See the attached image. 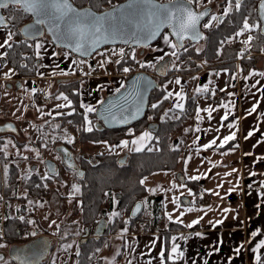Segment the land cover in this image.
<instances>
[{
	"label": "trees",
	"instance_id": "trees-1",
	"mask_svg": "<svg viewBox=\"0 0 264 264\" xmlns=\"http://www.w3.org/2000/svg\"><path fill=\"white\" fill-rule=\"evenodd\" d=\"M122 1L124 0H71L78 8L88 7L95 12H102ZM158 1L160 2L163 0ZM226 1L227 0H223L221 3L223 4ZM227 2H229V0ZM231 3L232 9L229 15H221L222 21L219 24L214 22L212 26L207 29L203 28V26L200 27L199 30L204 39L199 41H186L188 51L183 52L181 50L180 65L177 68H169L167 76L163 77V79L155 77L160 87L151 91L148 107L143 118L128 127L110 130L94 127L92 132L82 131L84 110L80 107V104L84 92L82 90L83 83L81 82H84V80L80 78H68L70 76H76L78 73L77 70H72L70 72L66 71V73H70L69 75L62 76L57 74L54 77V83L56 84V88H54L55 93L53 92L54 95L62 93L68 96L72 101V106L68 109H75V112L69 116L66 115L68 112L63 110L59 112L64 113L62 115L56 114L52 117L46 116L41 119L42 122L39 123L38 128H41V130L50 129L59 132L68 124L69 120L72 121L70 125L71 128H76V140L80 145L74 158L78 167L84 171V178L79 180L74 175L80 187L79 194L76 196L80 202L77 210L78 221L61 223V225L58 226L54 233L55 238H58V242L55 243V241H53L54 244L50 257L58 250L57 246L60 243L65 240H74L77 238L76 253L79 251L80 254L77 256L75 253V264H102L99 252L103 246H109L107 236H114L122 233L125 228L129 231L133 229L134 219L128 217L134 203L141 202L143 205L142 211H147L155 222L158 220L162 203L145 191L146 188L144 185L140 184V180H142L144 176H148L154 172L173 171L178 167L183 151L178 150V148L173 145V136L180 133L185 128L187 122L193 119L197 105L195 96H189L187 94L184 102L185 111L183 114H181L180 111L176 112L172 109L170 106L171 98L163 100V96L167 94L163 86L165 79L173 73H178L192 77L189 78L191 80L190 83L194 84L195 77L193 75L202 69V67L201 64L197 62H190L189 66L182 64L183 59L188 56L193 57L194 60L199 62L201 61L205 69H226L230 74L234 70V62L240 57L246 58L250 53H258L260 50L264 49V37L259 33L260 23L256 14L258 0H242L239 12L235 10V0H231ZM194 5L195 4H193V6ZM1 11L8 21V27L4 30L16 33L10 42L12 48L9 49L6 47L4 50V53L7 52V55L4 56V60L6 61L5 64L14 71L13 77L19 79L23 83L24 80L30 79V77H36L38 66L36 61L37 56L35 55V50H33V43L35 40H27L21 33L22 27L30 22L31 16L23 11L14 10L11 13L14 18L8 19L10 16L9 11L3 9ZM213 13L214 12H212V14ZM245 17L248 18L250 24L259 25V27H256L255 30L252 31L253 39L250 41V48L242 51L241 43L237 39L235 33L243 26V19ZM37 39L51 42L50 38L46 35L38 37ZM29 45L32 46L29 47ZM198 45L200 48L197 47ZM197 49H200V51H197ZM136 58L133 60L129 56L122 60L121 64L113 65L112 63H108L107 68L110 71L109 73L111 75L115 74L114 76H122L123 80L121 83H124V81L133 74V65L137 61ZM242 64H248L253 68L255 67V58L248 57L243 59ZM21 65H26V67H22ZM123 67H130L131 71L125 74L122 71ZM142 70L154 73V68L151 67H144ZM120 85H117L116 88H120ZM115 89L103 95L101 92V97L98 100L101 101L105 96L114 93ZM98 100L94 106L95 108H97L99 104ZM159 101H163V103L158 108L152 109L151 105ZM169 109H172V111H168L167 116H165V112ZM177 115H179V119L174 118ZM88 116L89 120L95 125L97 120L94 112L89 113ZM149 117L152 118L149 119ZM161 117H164V119L162 120ZM57 124L60 125L59 128L54 127V125ZM149 124H156L157 126L156 130L152 132L154 138L146 146V149L148 147L153 149L150 152L146 149L139 153L128 152L126 153L127 156L125 159V153L93 154L89 152H94L102 142L118 144L122 139H130V137L146 130ZM129 129L132 130V135H129ZM7 141V138L0 136V149H2L0 150V204H5L6 207L9 201L16 200L17 208L13 216L9 215L5 210L6 208L4 209L5 211H3V221L1 222L0 228V244L6 245V247L12 244L26 242L30 238H33L31 236L26 239L21 238L20 232L23 228H28L30 233L36 232V235H50L45 229H39L37 219L34 217V211L38 209L37 207H39V205L44 204L48 196H51L54 192L51 188V178L44 179L35 174L27 178L22 176L19 165L16 163L17 159L8 156V153L7 156H5L6 151L4 148L7 145ZM40 141L42 140L38 136L35 142L41 144L42 142ZM63 144L73 151L71 146L67 143ZM5 164L8 166L7 178L4 173ZM185 184L188 186V189H191L193 192L195 198L194 202L201 203L198 189L201 187V183L196 180H191L186 181ZM113 197L115 198V203ZM29 201H32V203L30 204ZM107 202H109V210L115 208L121 215L113 218L111 222L108 220V227L106 231H104L106 233L100 238L95 239L88 237L84 242H80L79 238L83 234L82 232H84V229H91L92 218H101L104 216V204ZM21 216L25 219L20 220L19 217ZM5 217H7V219H5ZM30 217H32V219ZM107 218V215H105V219ZM30 219L34 221V223L29 224L26 222ZM125 221H127V223H125ZM146 227L147 226L144 225V229ZM161 230L164 233H169L171 231L185 230V227L180 224L166 221ZM259 256L260 264H264V249L260 251ZM50 257L46 260L47 262L43 264H55L49 261ZM6 261L8 264H12L9 258H7ZM179 262L180 261H177L176 264ZM168 264H171V262H168Z\"/></svg>",
	"mask_w": 264,
	"mask_h": 264
},
{
	"label": "crops",
	"instance_id": "crops-1",
	"mask_svg": "<svg viewBox=\"0 0 264 264\" xmlns=\"http://www.w3.org/2000/svg\"><path fill=\"white\" fill-rule=\"evenodd\" d=\"M206 1L208 0H200L199 9L195 8L200 11V9L207 7L205 5ZM211 1L216 5L220 3V0ZM219 14L223 15V10ZM213 15L217 16L216 13ZM211 16L212 14L203 24L208 22ZM6 38L7 31L0 29V43ZM159 44V40L153 44L154 48L163 50L155 51L158 57L163 55V52L170 53L172 51L164 43ZM5 48L0 49V54L4 53ZM148 55L150 57L155 56L151 53H148ZM5 63L4 57L0 59V83L15 79L14 75L10 78L3 76L2 70L7 65ZM233 68L234 70L230 74L226 69H218L219 72L217 73L219 75L216 73L213 79L212 90L203 93L207 100H196L195 109L197 107L201 109V119L197 120V113L195 112L193 119L187 122L185 128L173 136V145L178 150L183 151L178 167L173 171H159L143 177V179L147 178L144 184L145 191L162 203L159 217L164 220V225L166 221L170 222L165 212L170 213L173 219L184 212L185 214L180 217L184 222L180 225L184 227L201 216L204 217L203 220L194 225L193 228L185 227V230L169 233H164L161 230L162 227L157 229L156 234L150 235L142 230L141 233L135 234L133 228L130 231L122 232L123 235L119 233L114 236H107L109 246H103L99 252L102 264H105L103 258L110 249H113V251L116 249L114 256L117 264H128L129 260L132 261V264H149V261H151V264H160L159 253L161 248L166 249L167 246V250H170L171 237L174 235L179 237L181 234L190 235V238L187 241L178 240L181 250L185 253L184 259L178 264H192L193 261L196 264H204V261H207L208 264H257L256 257L264 249L262 248L255 253L252 251L255 245L264 239V195L261 194L264 193V188H261V182H264V76L260 75V73H264V61H256L255 67H250L246 71L240 70L241 68L238 66ZM204 71L206 70L200 69L193 75L195 82L194 84L191 83L192 89L197 86L196 82L198 80L196 77ZM182 76L192 78L189 75L173 73L165 79L163 86L168 84L170 91L174 93L180 91L183 88L182 85H177L174 81L177 77L181 81ZM183 93L185 98L187 94L190 95L188 88L183 89ZM216 94L220 98L213 100L212 98ZM181 102L184 104L185 99ZM175 103H177V100L173 96L170 106L176 112L180 111L178 108H174ZM221 105H227V107ZM254 105L256 111L249 115L248 113ZM204 108L214 109L211 113V119L208 118V113L202 110ZM7 110L8 108H6ZM1 112L2 107L0 108V116L2 115ZM226 112H228V118L222 120ZM5 121L13 122L16 128L18 126L13 120L0 117V123ZM229 124H233L234 127L229 128ZM197 127L200 131H196ZM217 129L219 131H216ZM250 131L253 135L245 139ZM233 132L236 133L235 139L223 146L226 151H223L222 155L216 154V152L215 156L212 154L213 161L211 162L216 166L209 167L204 162L208 159V156L206 157L205 153L200 151L207 150L203 148V145L215 139L216 144L209 149L219 148L218 145L223 137L231 135ZM6 135L0 134V136ZM198 137L199 139H197ZM194 141L195 143H193ZM184 144L189 145L191 149L184 147ZM125 158L126 156H124ZM231 159H235L231 162L237 170L234 173L236 175L235 180L232 176L227 178L225 175L232 171L229 161ZM185 160L188 161L187 164H185ZM213 170L214 173L212 174ZM251 173H255V175H251ZM191 176H200V179H204V183L200 179L196 181L201 183L200 186L204 190L211 193L210 202L207 204L201 203V206L196 208L199 210L195 215H191L184 208H177L171 203L174 196L181 197L180 194L182 193L188 194L190 189H188L185 182L191 181L189 179ZM173 184H176L177 187L172 188ZM181 184H184V188L187 190L180 188L179 185ZM249 185H252V187L249 188ZM230 188H234V200L230 196L232 192H229ZM148 189H157V191L149 192ZM213 193H219V195ZM188 201L189 199H184V202L188 203ZM224 209L229 211L224 212ZM104 214H107L106 209ZM216 220H222L223 223L215 227L209 224V221L215 222ZM253 231H257L255 237L251 235ZM195 232L202 233V236H195ZM217 248H219V251H215ZM238 248L241 249L239 253L236 252Z\"/></svg>",
	"mask_w": 264,
	"mask_h": 264
},
{
	"label": "snow or ice",
	"instance_id": "snow-or-ice-1",
	"mask_svg": "<svg viewBox=\"0 0 264 264\" xmlns=\"http://www.w3.org/2000/svg\"><path fill=\"white\" fill-rule=\"evenodd\" d=\"M211 3V0H208ZM200 0H168L167 4L157 3L156 0H129V3L125 6H121L120 8H113L110 12H105L101 14H97L96 12L90 9H77L75 8L70 0H0V9L8 10L10 16L8 19H13L14 17L11 13L14 10L23 11L24 13H30L35 17L34 25L28 26L23 33L27 40H35V55L37 58L41 57V49L44 48V44L37 40V37H43L45 35L44 29H47L48 34L52 37V42L57 46L63 49H66L63 52V56L68 58L72 53L78 54L80 57H88L92 56L93 54L103 56L104 59L98 61V67H104L105 64L108 63H115L121 64V61L127 57H131V59L135 60L136 58V51L133 48L130 53H126L124 48L112 49L111 55L118 56L119 58L115 61H112L108 56L105 55L103 52H99V48L102 44H114L116 43L117 39H120L122 43L129 44V39H124V36L127 35L131 40H134L137 45L149 48L150 42L155 40L158 36H161L162 30L167 28L169 31L163 33L162 40L164 45L168 48L172 49L169 52H163V55H160L156 58V62H140V67H151L157 68L159 63L165 59L166 56H171L175 58L172 61V67L177 68L176 61L181 59V50L183 52L188 51V47H186V41H199L204 39L203 35L199 31V25L204 17L208 16L209 13L205 7L204 11L197 12L193 10V4H199ZM242 0H235V10L237 12L241 9ZM232 9L231 0L228 2V6L223 10V16H228ZM260 18L264 20V0H261L260 4ZM213 21L219 24L222 21V17H218L216 15H212L208 22L204 23L202 26L203 28L207 29L210 28L213 24ZM39 26V27H37ZM8 25L6 23V19L3 15H0V29L7 28ZM259 27V25H252L249 23L248 18L245 17L243 19V26L240 31L236 32V36L242 35L244 32L251 31L253 28ZM262 33H264V29H261ZM16 35V33L12 31H8L7 38L0 43V49L2 48H12V37ZM170 37H174L175 39H171ZM253 37L249 36L248 40L244 41L245 44H248ZM32 45H29L31 47ZM151 51H163L162 49L152 48ZM200 51V49H197ZM7 55V52L0 54V59H3L4 56ZM61 53L53 51L52 56L58 57ZM73 64L82 65L85 64L86 61L83 59L72 60ZM22 67H26V65H21ZM57 67H59L57 65ZM123 73L127 74L131 71L130 67H123ZM168 71L167 65H164L162 68H159V72L161 75H165ZM9 72H12L10 69ZM58 75H69L70 73H66L64 71H59L56 73ZM92 71H88L83 73V75H91ZM219 75V73H217ZM261 76H264V73H260ZM5 78H10L9 73H5ZM83 83V82H81ZM171 83V82H170ZM175 84L180 85L181 81L180 78L177 77L174 81ZM124 87V84L121 83L120 88ZM155 87V85L148 80H145L143 77H137L136 81H134L133 88L134 93L137 95L141 103L135 107L134 111H128L124 106L120 107L119 117L115 113L111 111V107L106 109L109 115L100 114L99 118L104 120V122L111 123V122H118L127 124L131 120H135L138 118L139 114L142 111V101L147 93V91L151 88ZM120 88H116V92H120ZM141 88L143 89L141 91ZM164 90L167 92L166 95L163 96V100H168L173 96L176 97L177 103L174 104V108H178L180 113L183 114L185 111L184 104L181 102L185 99L183 88L180 91L172 92L167 91V85L164 86ZM208 91V87L205 85L203 88L197 87L195 92L197 94H203ZM32 92L35 93L36 89L33 88ZM231 95V93H230ZM56 99H63L65 103L57 105V108H71L72 101L69 99L68 96L61 94L57 96ZM99 103H103V101H99ZM163 101H159L158 103H153L151 105L152 109L158 108ZM222 107H227V105H221ZM80 107L83 108V126L82 131L84 132H92L95 125L89 120V113L96 112L97 109L88 104H80ZM114 107V106H113ZM204 112L208 113V118L211 119V113L214 109L211 108H204L202 109ZM39 111V109H38ZM172 111L169 109L165 112V116H167V112ZM256 111V106L254 105L252 109L249 111V115L252 112ZM75 112V109L66 113V115L71 116ZM200 112L201 109L197 107V120H200ZM64 113H57V115H62ZM152 117H149L151 119ZM171 118V117H170ZM175 119H179V115L174 117ZM228 118V112L225 113V116L222 117V120H226ZM163 120L164 117H161ZM69 124H72V121H68ZM11 126H9L10 128ZM55 128H59L60 125H54ZM229 128L234 127L233 124L228 125ZM14 130V129H13ZM196 131H200L199 127L196 128ZM216 131H219L217 129ZM129 135H132V130L129 129ZM253 133L250 131L248 132L245 139L251 137ZM236 133H232L231 135L224 136L223 140L220 142L218 147H223L229 141L234 140ZM65 138L66 142L69 144L74 143V140L71 136H67V132L65 130ZM154 137L151 132L144 131L140 134L139 137L133 138L131 141L122 140L119 145H112L110 148L114 150L116 147H123L128 148L130 152H142L146 149L145 141H150ZM199 139V137L197 138ZM11 143V141H9ZM99 143V142H98ZM107 143V142H102ZM195 143V141L193 142ZM132 147H129V145ZM216 144V140L213 139L208 144L203 145L204 149H209L213 145ZM2 150V149H0ZM147 151H152L153 149L148 147ZM159 150V149H157ZM175 150V149H173ZM64 153L63 162L67 165V167L73 170L77 175L83 176V173L76 171L75 164L72 162V157L69 152L66 150H62ZM199 151V150H198ZM248 155V154H246ZM5 156H7V152H5ZM187 160H185V164H187ZM216 165L214 164L213 167ZM237 171L236 169H232V172ZM4 173L5 177L7 178L8 174V166L4 165ZM51 175H55V169L49 168V171L45 173L44 179L50 178ZM225 175H231V173H226ZM251 175H255V173H251ZM200 176H191L189 179L191 180H199ZM146 177L140 180V184L144 185L146 181ZM177 185L173 184L172 188H176ZM180 188H184L185 185H179ZM249 188L252 185L248 186ZM261 188H264V182H261ZM79 186L73 184L72 185V193L79 192ZM234 188H230L229 192L233 191ZM149 192H155L157 189H148ZM215 195H219V193H213ZM264 195V193H261ZM71 195V194H70ZM107 195V194H106ZM183 195V193L181 194ZM188 195L191 196V190H188ZM113 201L115 203V198L113 197ZM31 204L32 201H29ZM177 208L180 207V197L174 196L172 201ZM259 207V205H257ZM141 210V204H137L133 210V215ZM199 209L189 208L187 209L188 212L191 211H198ZM224 212H228V209H224ZM185 213L181 212L179 216L173 219V216L170 213L165 212V215L168 217L170 222L176 224H183L182 217ZM121 213L119 211L113 210L109 215V222L112 221L113 218L119 217ZM203 216L199 217L196 220L191 221L190 223L186 224L185 227L193 228L194 225L199 224L203 220ZM7 219V217H5ZM20 220H24L23 216L19 217ZM29 224L34 223L32 220L26 221ZM52 223H55L54 221ZM127 223V221H125ZM222 220H216L215 222L209 221L213 227L216 225L222 224ZM51 226V225H50ZM123 231H127L125 228ZM259 231V230H257ZM257 231H253L251 235L255 237L257 235ZM78 234V233H77ZM31 235L35 236L36 232H32ZM123 235V233H121ZM195 236L200 237L202 233L195 232ZM190 238V235L181 234L179 237L172 236L171 237V248L167 250L161 248L159 253V260L160 264H176L177 261H181L184 259L185 253L181 250V245L178 243V240H185L187 241ZM72 244L66 245V249L72 248ZM154 246V245H153ZM0 247H4L3 244H0ZM264 248V239L260 240L259 243L255 245L252 251L258 252ZM134 251V249H132ZM215 251H219V248L215 249ZM241 249H236V252L239 253ZM77 256H79V251H77ZM211 255V253H209ZM14 259L20 260V264H25L24 260L21 257L17 256ZM231 259V258H229ZM257 264H260V256L256 257ZM0 262L2 264H7V261L4 260V257L0 256ZM128 264H132V261L129 260ZM151 264V261H149ZM192 264H196L195 261ZM204 264H208L207 261H204Z\"/></svg>",
	"mask_w": 264,
	"mask_h": 264
},
{
	"label": "rangeland",
	"instance_id": "rangeland-1",
	"mask_svg": "<svg viewBox=\"0 0 264 264\" xmlns=\"http://www.w3.org/2000/svg\"><path fill=\"white\" fill-rule=\"evenodd\" d=\"M163 1H168V0H163ZM228 1V0H227ZM224 2L223 0H220L219 4L209 3L208 1L205 2V5L207 7H212L214 13L217 15H220L219 13L224 10L225 7L228 6V2ZM200 4V3H199ZM199 4H195L194 7L199 9ZM219 7H221L219 9ZM222 9V10H221ZM215 21H213L214 23ZM242 28V27H241ZM241 28L238 30L240 31ZM255 30L253 28L251 31L244 32L242 35L237 36V39L241 43V50H248L250 48V41L248 44H245L244 41L248 40V37H252V31ZM237 31V32H238ZM167 32V31H165ZM164 32V33H165ZM8 34V31H7ZM163 35V34H162ZM41 43L44 44V48L41 49V57L42 58H36L37 60V71H36V77L24 80L22 83L21 88L15 89V90H9V88L6 87V83H10L15 81L16 79L13 80H5L4 82L0 83V108L2 107V112H1V118L6 119H11L13 120L18 126L16 129L17 132L16 134H7L6 136H3L7 138V145L5 146L4 150L8 153V156L14 157L17 159V164L19 165V168L21 170V174L24 178H27L33 174L37 175L38 177L43 178L45 176L46 170L44 168V158L43 156H47L49 153L50 158L52 159H57L56 153L53 151L52 146L55 144H59V142H53L52 144H47L44 139V134L46 131H52L50 129H45L41 130V128H38L39 123L42 122L41 119H43L46 116L52 117L55 116L57 113L60 111H67L70 112L68 108H57V105L65 103L63 99H56L57 96H60L61 94H56L54 95V91L56 88V84L54 83V77L57 75L59 71H72V70H77V75L76 76H70L68 78H81L84 80L83 85H82V90L83 96L81 103L83 104H88L95 106L97 103V100L101 97V92L102 95L104 93L112 92L117 85H120L121 81L123 80V77L121 76H114L111 75L107 68V64L104 65V67H98V61L104 59L103 56L93 54L90 58L88 59H83L86 61L85 64L82 65H76L72 63V58L71 55L68 58H65L63 56V52L65 49L63 48H58L57 46L53 45L50 41H44L43 39H37ZM36 41L33 43V47L35 46ZM159 43L162 44V36L159 39ZM159 44V45H160ZM152 47H149L147 49L143 50V54L139 55L137 50H141L139 48L135 49L136 53V63L133 65V73L143 71L142 68L140 67V62L148 63L156 62V58L158 57L155 53V51H151V48H154V45H151ZM200 48V46H197ZM123 48L122 46H111V47H106L99 52L105 53L107 50L111 51L112 49H119ZM35 50V47L34 49ZM56 51L61 53L60 56L54 57L52 56V52ZM145 53H151L154 54L155 56L152 55L149 59L145 57ZM248 57H253L255 58L256 61H264V49L260 50L258 53H250L247 55ZM117 57V56H116ZM170 57V69H175L172 67V61L175 59L171 56ZM247 57V58H248ZM82 58L77 57V60H80ZM243 60L246 58H239V60ZM241 60V62H242ZM195 62L200 63L202 69L206 70L203 73H201L199 76H197V87L203 88L205 85L208 87V91L212 90L213 86V79L215 78V75L218 70L215 69H205V66L203 63L200 61L195 60ZM113 64V63H112ZM177 66H179V61H176ZM182 64L187 65L182 61ZM242 64V63H241ZM57 65L59 67H57ZM114 65V64H113ZM234 65L237 66V64L234 62ZM240 65V63H239ZM137 66V68H136ZM96 68L99 70L96 72ZM136 68V70H135ZM11 68L6 65L4 70H2L3 76H5V73H9V76L14 75V71L9 72ZM92 71V74L89 75H83V73H86L88 71ZM241 70V69H240ZM145 72V71H143ZM150 73V72H147ZM154 74V73H150ZM81 76V77H80ZM125 76V75H124ZM65 77V76H64ZM70 80V79H69ZM191 80L188 77L182 76L181 77V85L183 89L185 90L186 88L189 89L190 95L195 96L196 100L202 99V100H207V97L204 94H197L195 92V89H192V84L190 83ZM179 87V86H177ZM35 88L36 92L33 93L32 89ZM167 90L170 91L169 86L167 84ZM43 91L44 96L41 99L37 98V93ZM54 92V93H53ZM36 95V96H35ZM189 95V96H190ZM211 100V99H210ZM99 101V100H98ZM8 110L6 111V108ZM39 109V111H38ZM68 109V110H67ZM70 124H66L65 127L61 132H66L70 133L71 131L76 133V128L72 127ZM144 131H149L148 129ZM144 131L130 137V139H122V140H128L131 141L135 137H139L141 133ZM56 132V131H52ZM151 132V131H149ZM153 135V133H152ZM41 138L42 142L41 144H37L35 141L38 138ZM121 140V141H122ZM11 141V143H9ZM120 141V142H121ZM151 141V140H150ZM150 141H145V145L147 146ZM35 142V143H34ZM118 144H111V143H101L98 148L93 152L89 151L90 153L93 154H121V153H128L130 152L128 148H123V147H116L114 150L110 148L112 145H119ZM17 144H23V145H17ZM184 147H187V149H191L189 145L184 144ZM70 146L73 149L74 157L75 153L78 152L80 145L77 140H75L74 143L70 144ZM129 147H132L130 144ZM232 147V145H231ZM205 153V156H208V159H206L204 162L207 163V165L213 166L214 163L211 162L212 160V154L215 156L216 154L222 155L223 151H226L224 147H219V148H214V149H207V150H200ZM43 152V153H42ZM209 152V153H208ZM123 155V154H122ZM233 158V155L231 156ZM235 160V159H234ZM233 159L229 160L230 163L234 161ZM35 166V167H34ZM31 168H34L33 170ZM223 168V167H222ZM222 168L220 169L222 171ZM231 169H235V165L231 163L230 165ZM220 171V172H221ZM214 173V170L212 171V174ZM231 175H226L227 178L229 176H232L233 180H235L236 175L234 174L235 172H229ZM210 174L211 176H213ZM52 179L51 181V188L54 190V192L51 194V196H48V199L44 204L39 205L37 207L38 209L35 210L34 217L37 219L38 222V227L39 229L43 228L48 233L53 241L55 243L58 242V238H55L54 233L56 232L58 226L61 225V223H67L70 221H78V206L80 205L79 200L76 198V196L79 193H72V185H78V181L75 180V176L72 171H68L66 169L60 168L59 167V173L57 177L50 176ZM202 183L205 182L204 179H200ZM233 184V183H232ZM233 187V185H232ZM80 189V187H79ZM187 190L186 188H184ZM191 190V189H190ZM192 192V191H191ZM71 194V195H70ZM181 195V194H180ZM230 196H232V199L234 200V191L230 193ZM184 199H189L188 203L184 202ZM195 198L192 192V195L189 196L187 193H183L180 197V208H184V210H187L189 208H194L196 209L198 206H201V203L194 202ZM16 200L14 201H9V203L6 205L5 204H0V228H1V222L3 221V211H7L10 216H13L16 212L17 204ZM105 209L107 211V223L109 220V215L113 210H116L115 208H112V210H109V202L104 204ZM6 208V209H5ZM186 208V209H185ZM5 209V210H4ZM109 210V211H108ZM117 211V210H116ZM197 211H191V215H195ZM31 220V219H30ZM55 223H52V222ZM51 225V226H50ZM38 229V228H37ZM41 235V234H39ZM22 238L26 239L29 236H32L31 233L29 232V229L27 228V232L25 234H21ZM77 238L74 240H65L62 243H60L57 247L58 250L55 251L52 256L50 257L49 261H52L55 264H75V253H76V246H77ZM72 244V248L66 249V245ZM6 245L4 247H0L2 251L6 250ZM116 248V247H115ZM6 252V251H5ZM113 249H110L108 253H106V256H104L105 264H117L115 263V256ZM8 264V262H7Z\"/></svg>",
	"mask_w": 264,
	"mask_h": 264
},
{
	"label": "water",
	"instance_id": "water-1",
	"mask_svg": "<svg viewBox=\"0 0 264 264\" xmlns=\"http://www.w3.org/2000/svg\"><path fill=\"white\" fill-rule=\"evenodd\" d=\"M70 2H71V0H70ZM156 2L162 3V4L168 3V1H160L159 2L158 0H156ZM128 3H129V0H124L120 3H118L117 5L112 6L111 8H108L102 12H96V13L101 14V13H105V12H110V11H112V9L114 7L120 8L121 6H125ZM260 4H261V0H258L257 13L256 14L258 16L259 23H260L259 33L261 36L264 37V33H262V31H261V29H264V20H261V18H260ZM72 5L77 9H90V10H92L91 8H88V7L78 8L73 3H72ZM192 7H193V10H195L197 12L205 10V8H203V9H200V11H199L193 5H192ZM206 9L210 15L211 8L206 7ZM1 10L2 9H0V15H3V12ZM92 11H94V10H92ZM27 14L31 16V20H30V22L26 23L21 29V33H22L23 37H25L23 30H25L30 25H34V20H35V17L32 14H30V13H27ZM209 15L204 17V19L201 21V24L198 26L199 29L202 26L203 22L209 17ZM218 17H222V16L218 15ZM6 23H8L7 20H6ZM37 27H39V26H37ZM165 31L168 32L169 30L167 28L163 29L161 36ZM44 32H45V35L48 36L52 42V37L50 34H48L47 29H44ZM161 36H158L155 40L151 41L150 46L152 44L156 43L160 39ZM124 39H129V44H124V43H122V41L120 39H117L116 43H114V44H111V43L110 44H102L100 46L99 50L106 48V47H111V46H123V47H129V48L144 49V47L137 45L136 42L134 40H131L127 35L124 36ZM172 39L174 40L175 38L172 37ZM55 47H56V45H55ZM58 48H61V47H58ZM72 54L75 55L76 57H79L82 59H88L91 57V56L80 57L76 53H72ZM164 65H167V67L169 69V65H170V57L169 56H166L165 59L159 63L157 68H154V70H153L154 74H150V73L143 72V71L133 73L129 78H127L124 81V83H123L124 87L120 88V92L115 91L114 93L109 94V95L105 96L103 99H101V101H103V103H99L97 108H96L97 111L94 112L96 120H97V122L95 123V127H97L98 129H108V130L124 128V127H128L131 124L142 119L146 110H147V107H148L149 95H150L151 91L160 87V84L155 77H159V78L163 79V77L167 76L168 71L166 72L165 75H161L159 72V68H162ZM137 77H143V78H145V80L151 81L155 85V87L149 89L147 91V93L145 94L143 101H142V111L139 114L138 118L135 120H131L127 124L118 123V122H111V123L106 124L104 122V120L99 118L100 114L109 115V113L106 111V109H109L111 107V111L113 113H115L117 115V117H119V112H120L121 106H124L130 112V111H134L135 107L141 103L140 98L137 95L133 94L134 93L133 84H134V81H136ZM21 86H22V82L19 79H16L15 80V89L18 90V88H21ZM6 87L9 89L12 88L11 85H6ZM142 90L143 89L141 88V91ZM156 128H157L156 124H149L147 126V129L151 130V132H154L156 130ZM55 150L57 153H59L58 155L61 156L62 162L64 159V153L62 150H66L67 152H69L71 154L72 162L75 164L76 171L83 173V176H79L73 170L72 171L75 173L76 178H78L79 180L83 179L84 178V171L80 167H78L76 160L74 158V154H72L73 153L72 150L70 148H68L63 143L57 144ZM125 156H127V154ZM63 164H64V167L68 168L64 162H63ZM44 168H45L46 172L49 171V168H54L56 174L55 175L50 174V176L55 177L58 175L57 164L54 161H52L51 159H46L44 161ZM31 169L33 170L34 168H31ZM137 204H141V202L134 203L133 207L130 210L128 218L135 219V217H137L140 213H142L143 205L141 204V210L139 212H137L135 215H133V210ZM104 218H105L104 216L99 218V221L94 226L93 230H89V229L85 228L84 232H82L83 234L79 238L80 242H84L88 237H92V238L97 239V238H100L101 236H103V234L105 233L104 231H106V229L108 227V223H107L106 219H104ZM53 244H54L53 239L50 236L43 235V234L37 235L36 237L31 238L22 244H19V245L18 244H12L11 246H9L7 248L8 249L7 250V257L11 260V262L13 264H20V260L14 259V257H17V256L21 257V259L24 260L25 264H43V263L47 262L46 260H48V258L50 257L51 250L53 249V247H52Z\"/></svg>",
	"mask_w": 264,
	"mask_h": 264
},
{
	"label": "built area",
	"instance_id": "built-area-1",
	"mask_svg": "<svg viewBox=\"0 0 264 264\" xmlns=\"http://www.w3.org/2000/svg\"><path fill=\"white\" fill-rule=\"evenodd\" d=\"M123 48L125 49L126 53H130L132 51V49H133V48H129V47H123ZM139 49H141V48H139ZM137 51H138L139 55H142L144 53L143 49L137 50ZM105 55L108 56L112 61H115L116 59L119 58L118 56L117 57L116 56H112L111 55V51H109V50H107L105 52ZM149 57L150 56L148 55L146 58L148 59ZM71 58L72 59H76V56L72 54ZM183 62L186 63L189 66V63L190 62H195V60H194L193 57L188 56L187 58L183 59ZM235 63L237 64V66L239 68H241V70L246 71V70L250 69V66L248 64H241L242 62L239 59L236 60ZM239 63H240V65H239ZM113 64H115V63H113ZM136 68H137V66H136ZM136 68H135V70H136ZM95 71L98 72L99 70L96 68ZM43 96H44V92L43 91H40V92L37 93V98L38 99H41ZM219 98H220V96L216 94L212 99L216 100V99H219ZM67 127H70V125L67 126ZM67 136H71L73 138L74 142H75V140L77 139V130H76V133H74L72 131L70 133H67ZM44 139H45V142L47 144H52L53 142H59V141L60 142H66L65 132L58 133V132H52V131L48 130L44 134ZM198 189H199V195L201 197V201L200 202L202 204L209 203L210 202L209 200L211 199V193L206 191V190H204L202 187H200ZM105 215H107V214H104V216ZM30 218L32 219V217H30ZM98 221H99L98 218H92V222H91V228L92 229L98 223ZM144 225L147 226L145 229H144ZM163 225H164V220L161 217L158 216V220L155 222L154 219L152 217H150V214L147 211H143L137 217H135V219L133 221V228H134L133 231H135V234L141 233L143 231L144 233H147V234L151 235V234H156L158 232L157 229L162 228ZM26 232H27V228H23V230L20 232V234H25ZM21 238H22V236H21Z\"/></svg>",
	"mask_w": 264,
	"mask_h": 264
},
{
	"label": "flooded vegetation",
	"instance_id": "flooded-vegetation-1",
	"mask_svg": "<svg viewBox=\"0 0 264 264\" xmlns=\"http://www.w3.org/2000/svg\"><path fill=\"white\" fill-rule=\"evenodd\" d=\"M211 8V12H210V15L212 14V12H214L213 11V9H212V7H210ZM220 8V7H219ZM214 14V13H213ZM212 14V15H213ZM209 15V16H210ZM218 16V15H217ZM144 49H147V48H144ZM143 49V50H144ZM145 56L147 57L148 56V54H146L145 53ZM16 79V78H15ZM5 85H11L12 86V88L11 89H9V90H14L15 89V81H13V82H10V83H6ZM9 126H11L10 128H9ZM14 129V130H13ZM17 128L14 126V124H13V122H11V121H5V122H2V123H0V134H10V133H12V134H16V132H17V130H16ZM69 145V144H68ZM70 146V145H69ZM72 148V147H71ZM52 149H53V151L56 153L55 155H57V159H52V158H50V156L51 155H47V156H43V158H44V161L46 160V159H51L52 161H54L56 164H57V168H58V173H59V167L60 168H63V169H66V170H68V171H72V170H70V169H68V168H66V167H64V164H63V162H62V160H61V156L60 155H58L59 153H57L56 152V145H54V146H52ZM43 153V152H42ZM44 164V163H43ZM73 172V171H72ZM74 173V172H73ZM74 175H75V173H74ZM58 176V175H57ZM57 176H55V177H57ZM91 230V229H90ZM37 236V235H36ZM31 237H35V236H31ZM22 243H24V242H22ZM22 243H16V244H22ZM9 247V246H8ZM7 248H6V252L5 251H2L1 249H0V256H2V257H4V260L6 261L7 260ZM11 261V260H10ZM1 264H2V262H0ZM13 264V263H12Z\"/></svg>",
	"mask_w": 264,
	"mask_h": 264
},
{
	"label": "bare ground",
	"instance_id": "bare-ground-1",
	"mask_svg": "<svg viewBox=\"0 0 264 264\" xmlns=\"http://www.w3.org/2000/svg\"><path fill=\"white\" fill-rule=\"evenodd\" d=\"M106 233V232H105ZM61 239V238H60Z\"/></svg>",
	"mask_w": 264,
	"mask_h": 264
}]
</instances>
